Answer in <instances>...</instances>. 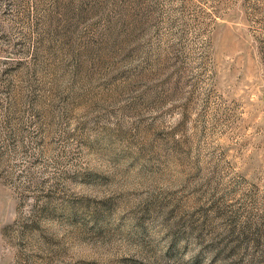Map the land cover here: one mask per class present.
I'll list each match as a JSON object with an SVG mask.
<instances>
[{
  "label": "rangeland",
  "instance_id": "1",
  "mask_svg": "<svg viewBox=\"0 0 264 264\" xmlns=\"http://www.w3.org/2000/svg\"><path fill=\"white\" fill-rule=\"evenodd\" d=\"M0 264H264V0H0Z\"/></svg>",
  "mask_w": 264,
  "mask_h": 264
}]
</instances>
